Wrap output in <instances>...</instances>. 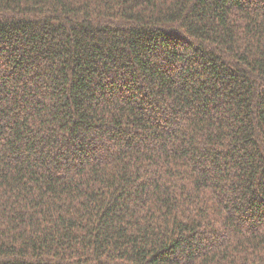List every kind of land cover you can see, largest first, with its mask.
Returning a JSON list of instances; mask_svg holds the SVG:
<instances>
[{
	"label": "trees",
	"instance_id": "obj_1",
	"mask_svg": "<svg viewBox=\"0 0 264 264\" xmlns=\"http://www.w3.org/2000/svg\"><path fill=\"white\" fill-rule=\"evenodd\" d=\"M0 264H264V0H0Z\"/></svg>",
	"mask_w": 264,
	"mask_h": 264
}]
</instances>
